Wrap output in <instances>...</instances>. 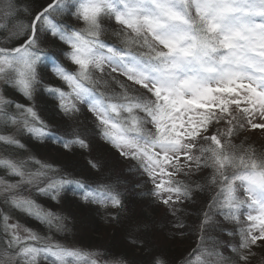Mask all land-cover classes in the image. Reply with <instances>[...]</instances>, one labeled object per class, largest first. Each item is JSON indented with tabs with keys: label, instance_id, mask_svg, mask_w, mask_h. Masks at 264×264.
I'll use <instances>...</instances> for the list:
<instances>
[{
	"label": "snow or ice",
	"instance_id": "6c2138e0",
	"mask_svg": "<svg viewBox=\"0 0 264 264\" xmlns=\"http://www.w3.org/2000/svg\"><path fill=\"white\" fill-rule=\"evenodd\" d=\"M8 87L49 97L66 127L7 99ZM82 115L90 128L67 123ZM252 134L264 136V0H50L35 10L0 0V264H134L61 243L64 218L32 198L59 203L71 191L119 224L134 215L120 179L96 159L86 178L22 157L24 136L82 153L99 137L140 177V195L163 206L174 241L188 230V202L205 194L179 264H264V148L247 144Z\"/></svg>",
	"mask_w": 264,
	"mask_h": 264
},
{
	"label": "trees",
	"instance_id": "16d2710c",
	"mask_svg": "<svg viewBox=\"0 0 264 264\" xmlns=\"http://www.w3.org/2000/svg\"><path fill=\"white\" fill-rule=\"evenodd\" d=\"M47 2L50 0H19L21 5H27L33 10L40 8ZM23 18V16L20 17V19ZM54 82V77L50 73H46L45 83ZM34 105L43 119L53 125L59 124L62 128L66 127L64 119L57 114L49 97L37 94ZM67 123L72 127L90 128L89 120L83 115L77 121H68ZM240 139H245V136L242 135ZM23 140L31 153L37 156H50L59 169L73 172L82 177L88 178L95 175L88 167V159L99 160L104 164V173L111 174L113 179L119 178L123 187L128 190L129 195L126 199L128 213L134 215H132L131 221H126L122 217V222L119 224L115 222L105 223L101 218L103 216L102 211L98 214L95 208L81 204L71 191L64 194L59 203L47 197L36 196L39 201L50 206V208L56 209L57 205L63 206L67 215L68 231L79 243L90 247L98 246L99 249L107 250L117 256L122 255L134 261V264H147V261L155 255L162 256L170 264H179L181 258L195 247V228L199 223L197 216L205 194H201L188 202V207L184 212V222L188 225V230L185 231V238L174 241L169 231V217L165 214L163 206L154 204L147 195H140L142 191H146V188L137 189L133 187L140 177L136 176L134 172H129L127 162L122 160L116 151L99 137L90 141L91 150L87 153H82L79 150L65 152L60 146L50 141H35L27 136H24ZM247 144H251L256 149L264 148V136L249 135ZM20 216L24 217L28 226L36 227L39 230L45 228L44 224L35 218L21 213ZM136 220L147 221L146 231L143 228L136 230L132 227L133 221ZM137 236L143 239V247L132 244ZM145 249L148 251L146 252Z\"/></svg>",
	"mask_w": 264,
	"mask_h": 264
},
{
	"label": "rangeland",
	"instance_id": "374dc122",
	"mask_svg": "<svg viewBox=\"0 0 264 264\" xmlns=\"http://www.w3.org/2000/svg\"><path fill=\"white\" fill-rule=\"evenodd\" d=\"M55 79V78H54ZM5 95H6V98L7 99H10L12 101H14L15 103H20V104H29V103H35L36 102V97L33 101H28L22 94H20L17 90L11 88V87H8L6 90H5ZM24 137L22 138V143H24L23 140ZM27 155H32L34 156L36 159H39L40 161L44 162V163H48V164H53L54 166H56L58 168V165L56 164L55 161H53V159L50 158V156H47V155H35L33 153L30 152V150L27 148V152L25 153H21V156L22 157H26ZM2 173L0 175H3V171L0 170ZM24 195H27V193H24ZM33 199H35L36 203L44 210H50V211H53L55 213H57L58 215L62 216L64 218V224L66 226V231H62V232H59V233H55V238L60 240L61 243H64L66 245H69V246H75V247H79V248H82L84 249L85 251H90V250H95V249H99L98 246H88L86 244H82V243H79L78 241L75 240V238L73 237V234L71 232L68 231V225H67V215L66 213L64 212V208L62 205H57V208L56 209H53L52 207L50 208V206H47V205H44L41 201H39L37 199L36 196L32 197ZM15 219L19 220V222L27 227H30L32 228L35 232L39 233L41 236H46V235H49L50 232H49V229H48V226L44 224V227L45 228H42L41 230H39L38 228L36 227H32V226H28L24 220V217L23 216H20V213L17 212L15 213Z\"/></svg>",
	"mask_w": 264,
	"mask_h": 264
}]
</instances>
